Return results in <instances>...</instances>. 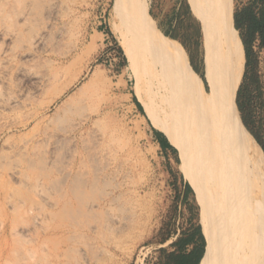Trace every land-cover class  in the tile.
I'll return each mask as SVG.
<instances>
[{"label":"rangeland","instance_id":"374dc122","mask_svg":"<svg viewBox=\"0 0 264 264\" xmlns=\"http://www.w3.org/2000/svg\"><path fill=\"white\" fill-rule=\"evenodd\" d=\"M182 1L0 0V264H158L182 229L197 223L203 234L209 204L181 148L196 144L181 134L178 101L146 90L144 109L112 25L116 15L140 33L161 72L195 86L236 129L222 87L230 51L219 47L233 0H185L191 25ZM259 226L264 264V182Z\"/></svg>","mask_w":264,"mask_h":264},{"label":"bare ground","instance_id":"6f19581e","mask_svg":"<svg viewBox=\"0 0 264 264\" xmlns=\"http://www.w3.org/2000/svg\"><path fill=\"white\" fill-rule=\"evenodd\" d=\"M112 25L128 66L135 70L134 94L144 109L150 111L143 100L146 90L152 97L157 92L173 95L178 101L175 108L181 134L196 144L194 148L179 145L189 156L209 204V225L203 231L206 248L199 264H257L263 161L249 155L233 122L223 120L201 91L161 72L140 33L130 35L123 30L116 15ZM139 68L149 75L146 83Z\"/></svg>","mask_w":264,"mask_h":264},{"label":"trees","instance_id":"16d2710c","mask_svg":"<svg viewBox=\"0 0 264 264\" xmlns=\"http://www.w3.org/2000/svg\"><path fill=\"white\" fill-rule=\"evenodd\" d=\"M181 10L189 25L191 22H197L191 16L185 0L181 2ZM224 24L219 47L224 52L226 43L230 52L227 55L225 72L222 73V87L241 139L246 138L264 160V75L259 69V57L264 53V0H233V11ZM174 31H162L170 47L173 45L172 40L177 39ZM233 33L237 34L239 39L240 43L237 45H234L229 37H235ZM194 35L200 36L199 27H196ZM209 46L212 47V44ZM191 67L198 73L196 67ZM218 88L221 90V85ZM216 99L221 101V95ZM135 104L143 114V109L136 99ZM227 116L222 115L223 118ZM155 136L161 148H172L167 141H163L162 134L155 132ZM191 195L190 186L185 184L184 199L187 200ZM167 240L168 238L163 239L162 243ZM204 250L202 229L194 223L190 229H182L168 247L158 250V264H199Z\"/></svg>","mask_w":264,"mask_h":264},{"label":"water","instance_id":"95a60500","mask_svg":"<svg viewBox=\"0 0 264 264\" xmlns=\"http://www.w3.org/2000/svg\"><path fill=\"white\" fill-rule=\"evenodd\" d=\"M170 144V143H169Z\"/></svg>","mask_w":264,"mask_h":264}]
</instances>
